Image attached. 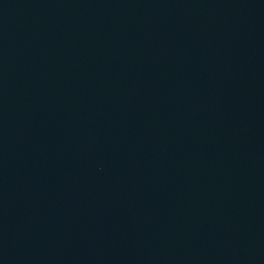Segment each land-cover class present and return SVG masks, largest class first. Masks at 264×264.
Segmentation results:
<instances>
[{
	"label": "water",
	"instance_id": "obj_1",
	"mask_svg": "<svg viewBox=\"0 0 264 264\" xmlns=\"http://www.w3.org/2000/svg\"><path fill=\"white\" fill-rule=\"evenodd\" d=\"M0 264H264V0H0Z\"/></svg>",
	"mask_w": 264,
	"mask_h": 264
}]
</instances>
